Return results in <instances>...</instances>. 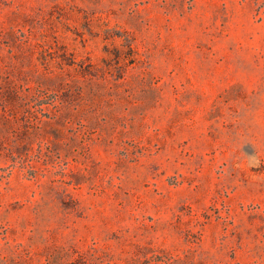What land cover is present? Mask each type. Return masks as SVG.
I'll return each mask as SVG.
<instances>
[{
	"label": "rangeland",
	"instance_id": "1",
	"mask_svg": "<svg viewBox=\"0 0 264 264\" xmlns=\"http://www.w3.org/2000/svg\"><path fill=\"white\" fill-rule=\"evenodd\" d=\"M0 264H264V0H0Z\"/></svg>",
	"mask_w": 264,
	"mask_h": 264
}]
</instances>
